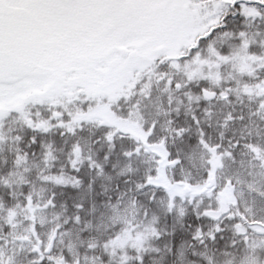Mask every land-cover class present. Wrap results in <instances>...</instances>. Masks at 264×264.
<instances>
[{"label":"trees","instance_id":"16d2710c","mask_svg":"<svg viewBox=\"0 0 264 264\" xmlns=\"http://www.w3.org/2000/svg\"><path fill=\"white\" fill-rule=\"evenodd\" d=\"M250 5L256 7L252 13L247 12ZM262 6L264 0H231L218 22L197 37L195 48L201 54L213 49L211 60L219 77L216 84L182 78L160 64L150 68L118 104L119 110L125 112L123 117L130 109L133 111L132 106L155 107L146 114L143 127L152 129L151 141L163 142L171 163L170 179L181 180L188 173L186 181L190 184L204 183L211 168L210 157L216 155L220 178L243 183L242 196L251 190L257 207L262 204L257 199L262 190L246 183L256 184L264 159V100L258 93L264 80ZM239 45L254 57L247 69H240L233 59L232 49ZM193 55L194 48H189L180 61L191 60ZM144 82L149 87L142 89ZM209 87L215 94L209 100L203 99L200 93ZM29 106L32 126L13 115L16 118L8 119V127L0 134L2 248L10 246L8 239L17 222L14 215L32 204L61 214V239L64 244L72 242L77 254L64 245L61 256L65 260L89 253L102 264H117L116 260L123 258L125 264H178L182 250L185 261L218 264L239 253L242 241L235 231L234 218H210L207 211L217 204L211 200L195 206L185 199L169 204L160 187L148 182L152 169L134 160L136 143L132 138L107 136L106 127L92 121L69 128L61 123L69 121L71 111L55 116L48 108ZM51 118L45 128L34 127ZM16 170L19 175L11 177ZM123 202L133 205L135 220L127 228L137 239L134 245L129 241L123 246L115 245L109 253L106 242L113 237L114 229L108 228L109 233L104 234L97 214ZM239 203L236 208L244 214ZM148 221L150 226L145 227ZM197 234L202 235L200 241ZM54 256L43 255L39 261L48 263Z\"/></svg>","mask_w":264,"mask_h":264},{"label":"rangeland","instance_id":"374dc122","mask_svg":"<svg viewBox=\"0 0 264 264\" xmlns=\"http://www.w3.org/2000/svg\"><path fill=\"white\" fill-rule=\"evenodd\" d=\"M80 1L70 0L72 6H68L59 34L55 32L54 35L46 36L42 32V36L39 34L38 45L35 42L32 51L26 52L24 56V60H36L45 42H48L51 45L48 52L50 55L54 54L52 66L27 68L24 75L7 74L6 79L0 82V130L8 119L16 116L20 122L30 126L32 122L25 112L29 102L38 106L46 102L60 112L69 105L74 106V102L79 99L81 103L77 106L82 109L74 110L69 121L61 124L72 128L80 122L92 121L105 126L107 136L132 138L136 143L134 160L152 169L148 182L151 186L160 187L169 204L185 199L195 206L204 200H211L217 204L214 209L207 211L210 218L219 220L227 215L234 218L235 231L242 241L241 249L230 260L218 264H264V213L261 212L264 209V159L257 172L256 184L250 181L246 183L250 187L255 185L258 191L259 188L262 190L261 197L257 196L262 203L258 207L253 203L255 198L251 196V190L246 197L242 196L243 183L241 186L237 181L229 182L225 176L220 178L221 167L216 155L210 157L211 168L204 183L196 181L190 184L186 181L190 178L188 173L183 174L181 180L173 181L168 176L171 163L163 142L151 141L152 129L143 127L148 118L146 114L155 107L146 104L139 108L132 106L133 111L130 109L129 114L123 117L121 114L125 112L120 111L118 105L120 99L142 80L150 68L159 65V62L150 61L157 56H160L162 64L175 70L177 76L188 80L205 79L210 82V86L216 84L219 77L215 71V62L211 60L213 49L201 54L199 49L194 48L191 60L180 62L177 59L188 46L194 44L196 37L218 22L231 0H102L103 8L111 11V15H107L115 30L110 36L100 40L97 37L100 23L89 25L90 19L75 8ZM94 2L92 0L84 9L91 8ZM255 8L250 5L247 12L252 13ZM262 14L264 15L263 6ZM106 21L107 18L103 23ZM92 27L94 30L90 32ZM6 37L15 44L12 51H17L18 38L14 31L8 32ZM159 43L164 47L162 54L156 52ZM121 47L127 50L126 56L119 53L118 49ZM232 51L235 53V64L240 69H247L254 63L253 55L247 54L243 45L235 46ZM259 85L258 93L264 100V80ZM147 87L149 84L144 82L142 89ZM200 96L202 97L201 93ZM87 98V102H82ZM201 159L204 160L202 157ZM128 165L129 163L125 164L126 170ZM14 175H19V171L10 173L11 177H16ZM209 178H214L211 183L214 184L207 187ZM185 186L189 188L188 191L184 190ZM237 202L243 206L245 216L237 210ZM132 206L126 202L114 203L103 214H97L104 234L109 233L106 229H114L113 237L107 236L105 248L110 247L109 253L115 245L123 246L128 241L134 245L137 239L128 231L130 228H127L135 220ZM14 217L17 222L8 239L10 246H0V264H102L89 253L69 260L61 256L64 245L73 255L77 254L72 242L64 244L61 239V223L64 220L60 213L31 204ZM144 225L149 227L150 221ZM196 237L199 241L202 239L200 234ZM71 239L72 236H69L68 241ZM179 252L181 257L178 264H193L182 258V250ZM53 253L55 256L48 263L45 260L39 261L43 255L49 258ZM125 260H116V263L125 264Z\"/></svg>","mask_w":264,"mask_h":264},{"label":"flooded vegetation","instance_id":"af4514ba","mask_svg":"<svg viewBox=\"0 0 264 264\" xmlns=\"http://www.w3.org/2000/svg\"><path fill=\"white\" fill-rule=\"evenodd\" d=\"M101 1L95 0L91 8L84 9L88 3H92V0H81L78 7H75L80 9L81 15L90 19L89 25L100 23L97 35L99 40L103 36H110L115 30L108 17L111 11H106ZM68 6H72L70 0H0V82L6 79L7 74L24 75L27 68L52 66L54 54H49L51 45L48 42H45L36 60H24V56L26 52L32 51L35 42L37 44L39 34L43 35L42 32L46 36L61 32ZM106 18L107 21L103 23ZM110 26L114 27L105 35L104 30ZM92 30L94 27L90 28V32ZM10 31H14L18 38V50L14 52L12 51L14 42L6 37ZM111 43L113 45V41ZM159 46L162 44L159 43L156 49Z\"/></svg>","mask_w":264,"mask_h":264},{"label":"water","instance_id":"95a60500","mask_svg":"<svg viewBox=\"0 0 264 264\" xmlns=\"http://www.w3.org/2000/svg\"><path fill=\"white\" fill-rule=\"evenodd\" d=\"M120 52H121L122 55H124V54L126 53V50H124V49H120ZM203 95H204V97H206V98H210V97H212L213 93L210 92V91L205 90V91L203 92ZM212 182H213V180H210L209 185H211ZM185 191H188V188H187V187H185Z\"/></svg>","mask_w":264,"mask_h":264}]
</instances>
